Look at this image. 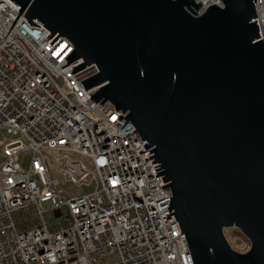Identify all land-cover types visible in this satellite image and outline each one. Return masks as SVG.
Wrapping results in <instances>:
<instances>
[{"label": "water", "instance_id": "95a60500", "mask_svg": "<svg viewBox=\"0 0 264 264\" xmlns=\"http://www.w3.org/2000/svg\"><path fill=\"white\" fill-rule=\"evenodd\" d=\"M67 40L90 99L133 124L193 264H264V41L254 2L10 0ZM39 28V27H38ZM133 131V132H135ZM156 167V166H155ZM248 241L229 245L224 230Z\"/></svg>", "mask_w": 264, "mask_h": 264}, {"label": "built area", "instance_id": "2783aa9c", "mask_svg": "<svg viewBox=\"0 0 264 264\" xmlns=\"http://www.w3.org/2000/svg\"><path fill=\"white\" fill-rule=\"evenodd\" d=\"M195 1L201 9L220 5ZM254 9L264 41V0ZM18 10L0 0V130L14 135L0 142V264H193L184 233L167 216L170 192L163 175L155 177L162 169L151 164V148L124 113L95 103L80 84L96 65L71 74L82 62L67 63L73 46L63 37L51 45L58 34L49 39ZM67 152L90 158L92 170ZM21 155L29 156L27 168ZM60 179L94 181L95 190L70 196Z\"/></svg>", "mask_w": 264, "mask_h": 264}, {"label": "rangeland", "instance_id": "374dc122", "mask_svg": "<svg viewBox=\"0 0 264 264\" xmlns=\"http://www.w3.org/2000/svg\"><path fill=\"white\" fill-rule=\"evenodd\" d=\"M10 137H14V135H10L6 132L5 129L0 130V142L4 139V138H10ZM65 152H61L59 150H53L51 151V154L53 156H60ZM67 155L77 161H81L89 170H92V162L91 159L88 158L87 156H84L82 154H78V153H74V152H67ZM21 158V163H22V167L23 168H27L28 167V162H29V156L24 155V156H20ZM3 159V155H2V146L0 144V163L2 162ZM48 166L51 170V175L53 177H58V174H56L54 172V160L53 158H48L47 160ZM86 184H82V185H73L69 182H64L60 179V184L59 187L62 188L67 194H69L70 196H76V195H83V194H88L92 191L95 190V182L92 181L89 183V180H87L85 182ZM48 205L47 203H44V206ZM225 235L226 238L228 240V242L230 243L232 249H234L235 251H240V252H245L248 247H249V241L239 232V231H233L232 229H225ZM245 248V249H244ZM244 249V250H243ZM115 259V257L109 259L112 260Z\"/></svg>", "mask_w": 264, "mask_h": 264}]
</instances>
